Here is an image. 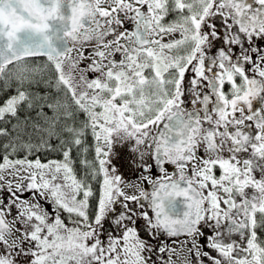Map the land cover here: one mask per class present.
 Instances as JSON below:
<instances>
[{"label": "snow or ice", "instance_id": "1", "mask_svg": "<svg viewBox=\"0 0 264 264\" xmlns=\"http://www.w3.org/2000/svg\"><path fill=\"white\" fill-rule=\"evenodd\" d=\"M0 264H264V0H0Z\"/></svg>", "mask_w": 264, "mask_h": 264}]
</instances>
